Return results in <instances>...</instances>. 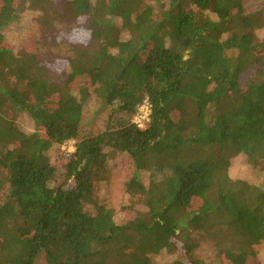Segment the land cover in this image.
<instances>
[{"label":"trees","instance_id":"1","mask_svg":"<svg viewBox=\"0 0 264 264\" xmlns=\"http://www.w3.org/2000/svg\"><path fill=\"white\" fill-rule=\"evenodd\" d=\"M242 6L67 0L53 9L51 0H0V82L9 83L0 87V264H156L162 252L176 255L169 264H259L264 190L228 176L238 155L264 172V37L255 35L264 10L246 15ZM26 8L42 13L45 30L89 33L85 43L53 45L66 52L63 79L6 46L3 31ZM93 96L126 117L82 132ZM145 103L141 129L131 119ZM19 112L32 132L16 126ZM69 141L74 151L57 168L47 152ZM107 148L127 155L125 192L145 209L123 223L103 205L85 210L107 171ZM192 233L215 244L216 262L196 256Z\"/></svg>","mask_w":264,"mask_h":264},{"label":"rangeland","instance_id":"2","mask_svg":"<svg viewBox=\"0 0 264 264\" xmlns=\"http://www.w3.org/2000/svg\"><path fill=\"white\" fill-rule=\"evenodd\" d=\"M67 0H51V7L58 9L61 3ZM243 12L247 14H255L264 10V0H243ZM42 13L34 8H26L20 15L17 22L10 24L4 31L3 35L6 40V46L18 53L21 50L36 55L40 65L45 66L49 71V76L56 80L63 79L68 73L66 62V52L53 47L56 41L65 39L67 41H81L85 43L89 38V33L81 28H74L68 32V29L53 28L45 30L40 24ZM209 17L215 19V16L209 14ZM58 31V32H57ZM66 33V34H65ZM257 42L264 37V27L255 30ZM256 66L252 65L240 76L241 87L244 88L246 82L255 75ZM9 78V82H12ZM0 82V87L6 85ZM114 107L101 108L100 102L93 96L86 105H84L82 114L81 131L85 132L94 124L103 129L106 126L109 116L115 119L126 117L121 111H113ZM11 116V113H8ZM134 116L132 117V121ZM16 126L25 133L33 131V121L22 112L15 116ZM74 151L73 142L69 141L62 146L53 145L47 152L51 163L57 168L62 167L66 162L67 155ZM108 154L107 171L101 179L94 182L92 202L85 206V210L89 213L94 212L95 208L103 205L113 211V219L117 223H123L131 219L136 210L144 211V207L140 205L132 206V199L126 194L124 183L131 175L129 160L125 153L115 152L106 149ZM5 172L0 170V183L4 182ZM149 172L141 174L142 181L145 185L148 183ZM228 176L233 180H242L248 184L255 185L264 190V172L253 171L246 162L243 155L235 156L230 161ZM6 187V186H5ZM4 187V188H5ZM196 207V205H195ZM193 238L199 241L200 246L195 254L206 262L217 261L216 246L212 241L202 237L201 234L192 233ZM180 245V244H178ZM176 255H170L162 252L159 255L152 256V260L156 264H169ZM259 264H264V248L257 255Z\"/></svg>","mask_w":264,"mask_h":264},{"label":"built area","instance_id":"3","mask_svg":"<svg viewBox=\"0 0 264 264\" xmlns=\"http://www.w3.org/2000/svg\"><path fill=\"white\" fill-rule=\"evenodd\" d=\"M149 113L150 111L147 103L137 108V112L134 115L133 122L137 125L138 128H144L146 121L148 120Z\"/></svg>","mask_w":264,"mask_h":264}]
</instances>
